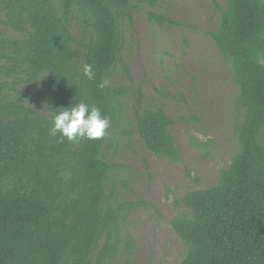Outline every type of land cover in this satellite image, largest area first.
Returning <instances> with one entry per match:
<instances>
[{
	"label": "trees",
	"instance_id": "trees-1",
	"mask_svg": "<svg viewBox=\"0 0 264 264\" xmlns=\"http://www.w3.org/2000/svg\"><path fill=\"white\" fill-rule=\"evenodd\" d=\"M159 1L0 0V23L19 34L0 33V264H112L131 253L134 238L124 228L130 211L146 203L117 199L122 165L111 158L113 125L126 112L129 88L110 77L134 11L148 6L149 19L174 23L154 10ZM212 1L219 23L209 34L237 88L238 148L217 183L183 193L177 202L184 210L170 224L185 246L179 264H264V0ZM85 64L94 79L83 75ZM39 79L46 113L13 94ZM141 97L138 91L137 104ZM81 101L109 118L106 135L50 137L55 112ZM133 116L123 134L181 160L164 105Z\"/></svg>",
	"mask_w": 264,
	"mask_h": 264
},
{
	"label": "rangeland",
	"instance_id": "rangeland-1",
	"mask_svg": "<svg viewBox=\"0 0 264 264\" xmlns=\"http://www.w3.org/2000/svg\"><path fill=\"white\" fill-rule=\"evenodd\" d=\"M216 1L225 7L226 0ZM214 6L212 0H160L154 10L174 23L157 24L148 18L149 7L142 6L133 12L132 23L124 24L122 62L110 82L128 86L129 96L126 112L113 125L111 158L122 165L115 175L117 199L146 204L130 211L124 228L134 238L131 253H121L112 264H179L185 246L170 224L184 210L177 201L188 189L217 183L219 170L228 167L238 148L237 88L209 34L219 23ZM0 33L19 36L2 23ZM46 92L45 81L39 79L17 85L13 94L46 113ZM158 105H164L172 120L179 161L157 156L137 134L122 133L133 126L135 110Z\"/></svg>",
	"mask_w": 264,
	"mask_h": 264
},
{
	"label": "clouds",
	"instance_id": "clouds-1",
	"mask_svg": "<svg viewBox=\"0 0 264 264\" xmlns=\"http://www.w3.org/2000/svg\"><path fill=\"white\" fill-rule=\"evenodd\" d=\"M83 75L89 80L94 79V71L91 64L83 65ZM108 85L107 80L98 83L103 89ZM110 127L109 118L102 115L97 106H89L81 101L70 107L62 108L55 112L48 130L50 137L57 138L58 142H78L79 140H99L106 135Z\"/></svg>",
	"mask_w": 264,
	"mask_h": 264
}]
</instances>
